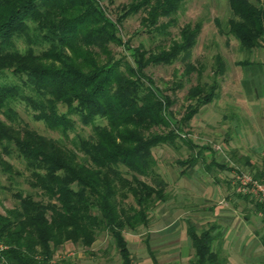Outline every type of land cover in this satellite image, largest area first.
I'll return each instance as SVG.
<instances>
[{
	"label": "trees",
	"instance_id": "trees-1",
	"mask_svg": "<svg viewBox=\"0 0 264 264\" xmlns=\"http://www.w3.org/2000/svg\"><path fill=\"white\" fill-rule=\"evenodd\" d=\"M182 2L132 0L123 5L119 19L143 9L149 32L161 31L165 25H157L159 18L176 14ZM229 4L230 33L247 50L264 48V0L259 5L251 0ZM199 32L200 25L186 26L181 41L169 48L132 49L100 0H0V168L15 173L4 156L16 153L25 160L29 184L38 192V197L17 192L19 205L0 214V247L5 246L0 248V264H53L51 244L58 247L71 240L90 248L101 231L111 235L122 264H134L125 232L148 226L150 212L169 199L154 148L173 144L180 127L171 119L174 100L160 92L145 68L189 61ZM112 44L125 45L132 60L114 55ZM7 71L18 81L5 80ZM218 72L212 84L190 89L181 124L189 125L202 107L218 98ZM17 104L65 138L80 123L92 126L93 134H77L70 148L30 127ZM165 127L174 132L153 130ZM245 159L251 174L262 178L263 171L253 172L255 165ZM256 206L264 216V205L257 201ZM215 228L199 232L189 223L192 264L227 262L216 243L222 231ZM260 237L264 244V234ZM154 262L161 264L155 256Z\"/></svg>",
	"mask_w": 264,
	"mask_h": 264
},
{
	"label": "rangeland",
	"instance_id": "rangeland-1",
	"mask_svg": "<svg viewBox=\"0 0 264 264\" xmlns=\"http://www.w3.org/2000/svg\"><path fill=\"white\" fill-rule=\"evenodd\" d=\"M100 1L109 17L118 23L120 33L132 49L143 47L154 52L160 51L162 47L169 48L173 41H181V33L186 26L194 28L200 25L189 61L150 64L145 68L160 92L174 100L170 106L173 112L172 123L181 128L175 130L178 136L174 137L173 144H162L154 148L158 160L156 169L168 182L166 193L170 196V201L159 203L150 212L151 221L148 226H141L137 231L126 230L125 236L134 264H155L154 256L161 264H192L195 259L194 248L192 244L186 246L183 240L189 221L199 232L214 226L217 227L214 232L222 231L219 243H216L220 244V256L227 259L225 264H264V244L260 237L264 234V216L257 210L258 200L238 195L230 185L231 182L233 184L235 171L240 169L251 173V167L244 164L246 157L256 167L253 172L261 169L264 173V48L247 50L230 33L233 14L229 0H183L176 14L159 18L157 25L164 24L165 27L152 33L149 32L151 28L143 21L147 16L142 12L143 9L119 19L123 5L131 3L132 0ZM251 1L257 5L263 2ZM24 44L21 43V47ZM111 49L114 55H125L132 60L131 50L125 45L112 44ZM46 64L59 65L58 62L50 61H46ZM188 69H193L190 75L185 73ZM218 70V98L202 107L189 125L181 124L186 107L191 102L188 98L190 89L212 84ZM6 74L5 80L18 81L10 71ZM180 82L183 83L181 88ZM16 107L30 127L43 135L61 140L70 148H74L77 134L86 138L93 134L92 126L80 123L77 130L70 132L69 138H65L61 132L51 130L44 122L35 120L24 104H17ZM61 109L66 110V107ZM0 117L3 118L2 115ZM97 122L104 124L105 120L98 118ZM153 130L162 133L174 132L166 127ZM4 157L13 165L15 173L9 175L0 168L2 215H6L8 209L19 205L15 195L19 191L33 193L38 197V192L29 184L30 171L25 160L16 153ZM160 159L165 165L172 164L175 171L168 166V173L165 172L163 165L162 168L159 165ZM190 159L194 160L193 163H198L189 168L186 162L190 164ZM216 159L221 164L225 163V168L217 166ZM208 166L210 168L207 173ZM182 169L185 170V175L191 173L201 178L203 174L198 185L193 186L192 181L186 183L187 192H179L175 188L180 184L174 181L172 175V172L177 171L183 174ZM141 178L153 182L150 177ZM218 180L224 188L223 191L226 190L225 195L220 197L221 191L215 184ZM128 201L133 202V197ZM163 208L168 211L174 209V216L179 213L182 224L173 226L172 230L166 229L165 222L159 218ZM182 226L185 227L183 235ZM51 246L54 250L53 264H122L120 253L107 231L99 232L97 240L90 248L71 240L58 247ZM4 247L1 245L0 248Z\"/></svg>",
	"mask_w": 264,
	"mask_h": 264
},
{
	"label": "crops",
	"instance_id": "crops-1",
	"mask_svg": "<svg viewBox=\"0 0 264 264\" xmlns=\"http://www.w3.org/2000/svg\"><path fill=\"white\" fill-rule=\"evenodd\" d=\"M224 159V158H223ZM215 161H217L218 162V165L217 166H219V167H224L225 168V163L224 164H221V163H219L220 161H219V159H216ZM160 167L162 168V165H163V169H164V171L165 172H167L168 173V166H171V169H173L174 170V168L172 167V164H166L165 165V163H164V161H162V159H160ZM164 163V164H163ZM196 163H198V161H195L192 165H188V167L190 168V167H193L194 166V164H196ZM212 165V163H210V166ZM196 166V165H195ZM210 167L208 166L207 167V169H206V171H207V173H208V169H209ZM170 169V168H169ZM172 171V170H171ZM175 171V170H174ZM182 171V173L184 174H181V172H178L177 171V173L175 172V173H173L172 172V175H173V177H174V181H176V182H178L180 185L179 186H176L175 188H177V190H179V192H181V191H183V192H187L186 191V189H185V185H186V183H189V182H191L192 181V183H193V186H196V185H198L200 182H201V178H203V174H201V178H199V176H197V175H192L191 173H190V175H185V170H181ZM169 183H170V181H169ZM191 183V184H192ZM215 184H216V186H218V188L220 189L219 191H221V192H219V197L220 196H223V195H225L224 193L226 192V190H225V192L223 191L224 190V188L222 187V184H221V182H219V180L218 181H216L215 182ZM214 184V185H215ZM227 184H228V182H227ZM232 187H233V184H232V182H231V184H230ZM229 185V186H230ZM199 195V194H198ZM168 201H170V200H167L166 202H168ZM165 202V203H166ZM172 204V203H171ZM173 207H179V205L177 206V205H173ZM174 209H171V210H164V208H163V211L161 210L160 211V215H159V218L161 219L162 218V221H164L165 222V225H166V229H170V230H172V228H173V226H176L177 224H179V223H181L182 224V220L181 221H179L180 220V217L181 216H179V213H178V215H177V213H176V215L177 216H174V211H173ZM179 211V210H178ZM167 212H169V214L167 215ZM174 212V213H173ZM189 223H190V221L188 222V225H189ZM184 226H182V229H183V231L181 232L182 233V235L184 234ZM172 236V235H171ZM170 236V237H171ZM174 237H177V235H173ZM179 238V237H178ZM171 239H173V238H171ZM183 240H185L184 242H185V244H186V246H191V239H190V237H189V235H188V226H187V228H185V238L183 239Z\"/></svg>",
	"mask_w": 264,
	"mask_h": 264
},
{
	"label": "built area",
	"instance_id": "built-area-1",
	"mask_svg": "<svg viewBox=\"0 0 264 264\" xmlns=\"http://www.w3.org/2000/svg\"><path fill=\"white\" fill-rule=\"evenodd\" d=\"M233 187L237 193L252 196L264 204V176L256 178L239 169L233 176Z\"/></svg>",
	"mask_w": 264,
	"mask_h": 264
}]
</instances>
